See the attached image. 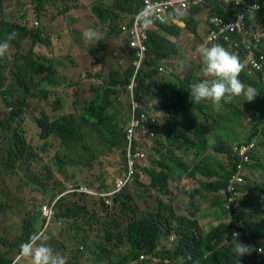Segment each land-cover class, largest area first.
I'll list each match as a JSON object with an SVG mask.
<instances>
[{"label": "rangeland", "instance_id": "obj_1", "mask_svg": "<svg viewBox=\"0 0 264 264\" xmlns=\"http://www.w3.org/2000/svg\"><path fill=\"white\" fill-rule=\"evenodd\" d=\"M108 1L113 3V0ZM95 4V0L90 1L89 16L93 20L88 27L98 28L104 33L103 40L108 45V52H112L109 58L106 57L108 52H105L104 49L96 50L101 45L102 40L86 42L82 38L83 31L72 26L69 8H65L64 11L61 7L54 10L50 8L45 10L46 15L41 13V15L36 16L37 3L33 0H15L6 6L5 13L6 15L9 14L7 16L12 22L21 24L24 19H27L29 23L30 21L34 23L36 19H39V28L45 29L43 40L37 42L36 45L35 53L37 56L34 57L36 59L34 63L26 67L25 61L18 57V49L19 52L28 53L32 47V41L27 40L23 44L21 43L18 49L11 41H8L9 50L2 57L4 64L0 69V77L4 79V84L0 87V121L8 127V130L0 128V254H4L8 258L16 259L20 256V245L27 242L30 237L29 234L37 231L40 225V223H33V221H29V224L26 217H21V214L28 213L35 221L36 213L40 212L42 206L46 205L47 199L50 198L48 197L49 192L56 194L59 190L61 192L63 188L67 190L71 185H87L91 189L97 190L96 187H102L104 184L106 186L111 185L126 172V145L124 146V142L119 138L110 142L113 139V135L109 132L112 125L106 126L103 131H98L93 126L92 116L83 111L85 105L92 102L93 99H97L96 105L101 104L102 99H98L96 96L97 88L105 86L103 81L108 83V74L112 68L122 72L123 69L125 71L131 65L128 51L124 52L122 49H118V44L124 45L127 39L118 37L120 40H116L114 45L113 42L111 46L108 44L115 39V37L110 36L111 21L103 24L94 15L92 8ZM213 5H216L215 2ZM225 8H228L227 4ZM132 9L134 10V0H128L126 6L122 4L112 8V17L118 18L116 21L118 29L121 24L130 20ZM211 9L212 4L208 3L190 15L187 20L184 18L187 15L174 21L170 20L168 22L170 27L177 26L181 22L178 25L179 33L162 32L169 42L162 43V47L157 46L158 52H152V56L154 60L163 59V61L160 63L158 74L153 73L150 77V85L139 94L144 106L148 110L152 106L151 111L155 115L158 112L169 113L168 108L172 107L171 103L175 100L173 91L176 85L180 83L182 75H185L190 67L193 70L188 73L201 75L204 79L200 70L202 62L196 55L195 49L200 44L213 45L207 42ZM58 11L67 13L70 16L69 19H62L61 16L64 14H59ZM262 11L257 16L252 15L249 18V23L251 33L254 37L261 38L262 48H264V13ZM160 42V38L155 37L151 47ZM222 46L240 58L244 69L240 73L239 79L246 87L251 86L257 89L259 95L252 102L245 101V98L240 96L227 104L223 101L219 104L202 101L192 105L190 109L203 124H206L208 116L211 117L210 112L214 113L216 116H214V121H208L209 126L213 122L212 126L221 121L229 124L228 119H220L221 113L228 111L240 126L235 125L236 131L232 129L226 132L222 129L213 131L212 139H216L217 136L223 138L226 135L229 142L245 141L255 132L254 128H256L258 117L264 109L262 100L264 87L260 75L250 72L245 61L246 55L242 50L237 49L236 52L229 46ZM117 49L119 50L118 53ZM113 53L117 54L118 58L113 57ZM95 54L98 55L99 59L104 58L106 60L105 63L102 62L103 65H96L97 68L90 67L91 56L93 58ZM182 58L189 61V66L183 70L178 64V60ZM76 59L77 62H74ZM102 68L103 70L100 71ZM75 71L80 76L76 83H74L76 81ZM96 71L104 73L102 75L104 78L96 79L92 74ZM25 73L34 75L33 78L31 75L27 76V79L30 82L34 81L38 87L33 88L30 95L28 92L27 100L23 102L19 96H24L25 88L18 86L20 85L19 79ZM90 74L92 75L90 76ZM79 78L82 80L81 82H78ZM125 87L120 89V93L112 94L113 104L107 114V119L111 118L110 121L114 116L121 118L120 127L122 128H115L116 132L119 133L124 131L123 127L129 120L131 103L133 105L130 93L128 94L129 88L128 86ZM65 115L72 119L74 116L75 120L73 119V121L78 125V129L83 132L89 148L88 151H85L79 143H74L69 147L57 133L48 138L41 136V128L38 126L37 118L59 119ZM172 126L171 123L169 127L172 128ZM20 138L22 145H19ZM259 152L263 153L262 148ZM150 157L156 158L153 151ZM222 157L225 156L222 155ZM13 165L16 169L12 168ZM157 197V193L147 188V184H136L125 190L120 198L122 203L120 205L114 204L116 206L111 210V208L102 207L101 204L86 196L68 195L67 200H63L64 203L57 206V214L63 209L70 217L77 212L89 209V212L95 216V220L99 221V225H95L94 232L81 233L79 236L66 230L64 225L54 227L51 229V233H48L47 244L53 248L54 252H66L68 261L72 264H76L77 259L82 264H89L97 259L98 255L101 258L108 256L104 252L99 254L95 248V243L108 235L111 242L106 245L113 260L117 261L126 255L131 256L128 240L125 239L120 242L116 239V231L110 229L109 224L117 225V229L127 237L124 229L128 228L130 224L133 208L137 213L151 214L155 211ZM209 220L206 219V221ZM25 221L26 224H24ZM208 226L210 229L212 228V225ZM255 230L256 228L251 229V231ZM248 232L250 233L249 230ZM161 233L158 237L162 239L161 249H156L153 255L145 254L141 256L140 261L133 260L130 264H144L147 261H151V264H165L163 258L172 256L178 245V240L175 235L165 236L164 233L162 235ZM24 259L29 260L25 257ZM180 259L181 262H184V259Z\"/></svg>", "mask_w": 264, "mask_h": 264}, {"label": "trees", "instance_id": "obj_2", "mask_svg": "<svg viewBox=\"0 0 264 264\" xmlns=\"http://www.w3.org/2000/svg\"><path fill=\"white\" fill-rule=\"evenodd\" d=\"M3 1L4 0H0V43L7 40V36L12 30H16L19 33L16 39L11 40V43L14 44V46L17 49L20 47L21 43L23 44L27 40L32 41V47L30 48L28 53L19 52L18 49V57L19 59H23L25 61V66L27 67L28 65L34 63L36 60L34 58L35 56H37V54L35 53V47L37 45V42L43 40V37L45 35V29L42 30L41 28H39V22H38L39 19H36L34 23H32V21H30L29 23L27 19H24L21 24L15 23V21L10 22L8 20H5L6 16L4 14L6 12V7L2 4ZM33 1L37 3L36 13H35L36 16L41 15V13H45V10L50 8L54 10L55 8L61 7L62 11H64L65 8H69L70 9L69 13L70 16L72 17L71 19L73 22L72 26L78 28L79 30H85L89 28L88 27L89 23L91 22V20H93V18L89 16L90 11L88 9L91 0H33ZM95 1L96 4L92 8L94 15L98 17L103 24H107L108 21H111L109 26L110 36L115 37V39L109 42L108 44H110L111 46L113 42L114 45L116 40H120L118 38L120 36L127 37L123 33V28L132 27L134 17L138 13L141 7L140 0H134V10L132 9V14L129 13L131 14L130 20L124 24H121L119 29L116 26V21L118 20V18L114 19L111 15V11L113 7H118L122 4L123 6H126L128 0H113V3L109 2L108 0H95ZM259 1L264 3V0H259ZM209 3L213 4L211 1H209ZM215 4L216 5H212V9H211L213 12H217L223 17L232 18V15L226 13L221 4H218L216 2ZM62 11L61 12L58 11V13L61 14ZM196 11L197 10H193L192 12H190L188 18ZM46 14L47 13H45V15ZM62 14H64V16H61L62 19L63 18L69 19L70 16H68L67 13H62ZM35 23H38V26H36ZM179 30H180L179 26L170 27L166 23H160L158 25L157 30L150 33L149 40L147 42L145 41L147 50L144 53L145 55L143 56L144 59L142 58L141 66L137 70L136 74H135L136 63L140 58L138 55V47H131L129 45V40H127L124 45L121 43L118 44L120 50L122 49L124 52L128 51V57L131 60V65L125 71L123 69L122 72H119L116 68H112L108 74L109 77L108 83L103 81V84L105 83V86H101L97 88L98 92L96 96L98 99L99 98L102 99L101 104L96 105L95 103L97 99H93L92 102L86 104L85 108L83 109L84 112L92 116L93 126L96 127L98 131H103V129H105L106 126L112 125V128H109V132L113 135L112 136L113 139H111L110 142H113L114 139L117 138H119V140L124 142V146L126 145V150H125L126 171L128 164L127 161L128 139L126 133H127L128 123L130 122L131 115L133 114V108L131 103V112L128 123L126 124V126L123 127L124 131L120 133L116 132L115 128H122L120 127L121 118L114 116L112 121H110L111 118L107 119L108 110L113 104L112 94H118L120 93L121 88L128 86L129 91L128 89L127 91L128 94L130 93V99H131L132 95H131L130 85L132 82V78L135 77L136 85L134 87V92H135L134 99H136L140 104H142L141 102L142 98L139 96V94L144 92L145 87L150 85L151 82L150 77L153 75V73L158 74L160 63L163 61V59L154 60L152 56V52H158L157 46L162 47V43L169 42L168 39L165 37L164 33H172V32L179 33L178 32ZM155 37L160 38L161 42L156 43L153 47H151L152 41L155 39ZM100 49H104L105 52H108V45L105 40H102L101 45H99L96 48V50H100ZM110 55H112V52L106 53V57L109 58ZM100 56H103V54H100ZM113 57L118 58L117 54L114 53H113ZM39 58H42V56H39ZM91 59L92 60L90 67L93 66L97 68L96 65H103L102 62L104 61L106 62L104 58L99 59L97 54H95L93 58L91 56ZM157 61L158 64H156ZM0 69H2L1 66ZM101 70H103V68L100 69V71ZM191 70H193L192 67H190L187 70L185 75L184 74L182 75L180 83L176 85L173 91V98H175V100L172 101L171 103L172 107L168 108L169 113L172 116L170 120L173 126L179 123L182 125L181 128L178 129L172 128V130L176 131V134L173 135L174 138L173 143H178L179 147H183L184 145H187L186 148L188 149L194 148L199 145L194 144L195 142L194 139L191 141L188 139L187 131L191 133L195 132L196 138H199L197 134L201 130L200 128H204V126L201 127L195 121L194 118H196L197 115L194 114L190 108L192 105H195L196 103L192 104L189 99L190 86L193 83L201 82L203 78L201 77V75H197L195 73H188ZM100 71H96L95 73L92 72L93 76L96 77V79L104 78V76H102L104 73H101ZM92 74H90V76ZM29 75H31L32 78L34 76L32 74L25 73L19 79L20 85L18 87L25 88L24 96L23 95L19 96V99L23 102H26L28 92L30 95L32 89L38 87V85L34 81L30 82L27 79V76ZM123 76H125V78H123ZM78 77L80 76L79 74L77 75V71H75L76 81L74 83L77 82ZM81 81L82 80L79 78L78 82ZM3 84H4V79L0 77V87H2ZM72 87L74 88L75 86ZM262 100L264 103V94H262ZM146 110L148 111V109ZM258 118L259 119L255 127H257L260 124V122L264 119V109L261 111V115ZM73 119L70 116L65 115L59 119H49L47 117H44V118H37L36 120L38 121V126L41 128V136L43 138H48L51 135L57 133L62 137L64 143L67 144L69 147H71V145L74 143H79L81 144V146L85 151H88L89 148L84 139V134L82 131H80V129H78V125L76 124L75 121H73ZM153 126L157 131V135L154 134V136L151 137L150 131L143 132V130H140L138 131V135H140V137L134 140L133 145H134V151H139L141 149L148 150L147 159H146V163H147L146 171L149 177V184L147 188L155 191L158 195L155 211L151 214L146 215L144 212L137 213L135 208H133V215L130 216V224L128 228L126 227L124 229L127 237H125L117 229V225H114L113 223L109 224V228L116 231L115 233L116 239H118L120 242L124 241L125 239L128 240V242L130 243L131 256L126 255L122 259H119L117 261L113 260L110 256L108 247L106 245V244H110L111 241L108 235H106V237L100 238L99 241L95 243V248L97 249V252L99 254L101 252H104L107 253L109 257L105 256L101 258V256L98 255V258L91 261L89 264H130L133 260L140 261L141 256L145 254L153 255L156 249L157 250L161 249L160 246L162 243L161 241L162 239L158 238L160 232L164 233L165 236L175 235V238L178 240V245L175 249V252L172 254V256H170V258L172 259L175 258L178 259L174 261V264H194L195 262L197 264H239L238 258L234 255L232 251L234 244V242L232 241L233 232H240L241 235L239 239L242 243L250 245L254 249V242H255L264 249V229H262L264 227V211L262 212L260 217H256L255 221H247L244 212H240L239 215L238 212L237 213L233 212L232 213L233 221L231 222V224L226 225L221 223L213 230L209 231L208 233L202 230L198 221L191 220L190 218H185L181 215H178L175 212L173 204L176 203V199H174L171 195H169L170 196L169 200H166L165 198L167 193L170 191L169 183L174 176L173 175L174 169H172L171 166L169 167L167 163L171 162L172 165L175 164L178 168L181 167L180 168L181 170L178 171L180 175L184 176L186 174L184 173L185 171H183V167H182L183 164L181 163L182 156L178 155L177 149L170 148L167 149V153L161 156V159L159 157L157 159L154 157H150L149 155L150 151H155V149L157 150L158 148L162 149L161 145L159 144L160 141L158 140L160 136L159 125L156 126V123H153ZM0 128L8 130V127L1 121H0ZM206 132L207 131H205V133L202 134V136L205 138L207 136ZM118 134L120 135L119 137L117 136ZM142 136L145 137L144 140H142ZM251 137L249 139H251ZM21 141L22 139L20 138L19 145H22ZM141 141H144V145L143 143H141ZM201 144L204 146V149L196 150L198 151L196 153L197 158H199L201 155L206 154V149L208 145L207 141L203 140ZM262 145L264 146V142ZM226 150L228 156L230 157L231 149L228 146H226ZM186 167L187 170L188 168L191 167L193 172H197L199 170V168L196 167L195 165H187ZM12 168L16 169L15 165H13ZM125 173L122 176H124ZM229 173H230L229 171L226 172L227 178L229 177ZM116 180L111 185L108 184L106 186L104 184L102 187L100 186L96 187L97 189L96 191L98 192L109 191L111 188H113ZM136 184L142 185L141 182H136ZM81 186L83 185H76L74 187L79 188ZM209 188L216 192L224 190L226 188V178L225 179L219 178L218 183H215L214 186ZM67 190H64L63 188L61 192L59 190L58 192H56V194H54L53 192L51 193L49 192L48 197L50 198L47 199V204L42 206L40 212L36 213L35 221L30 217L28 213L25 215L21 214V217H26L28 223L29 221H33V223L34 222L40 223L37 231L44 230L46 231L47 235L49 232L51 233L52 228L61 227L58 225L59 223H62L66 230L72 231V234H75L77 236H79V234L81 233L86 234L88 232H94L95 225H99V221L95 220V216L89 212V209H86L81 212H77L75 215L73 214L70 217L69 214L65 213L63 209L59 211L60 212L59 214H57V206H61V204L64 203L63 200H67L68 195H73V196L77 195V193H68L65 196H62V194ZM121 196L122 195H119L114 199V204L120 205L122 203L120 201ZM80 197H85V195H80ZM90 199H93V201L98 202L99 204H101L102 207L105 206L104 202L100 199H95L92 197ZM56 200H58L56 203V216L52 220V223L46 226L47 218L44 216L43 208L53 203ZM124 205L125 204L123 203V206ZM115 206L116 205H114L111 208V210L115 208ZM105 210H110V209H105ZM232 211H228L225 209L226 213H230ZM240 219L244 220V222H242L239 226L238 222L240 221ZM106 223L108 224V222ZM24 224H26V221L24 222ZM253 228H256V230L251 231V229ZM246 229L250 231L251 238H249L246 235V231H245ZM32 234H29V236H31ZM54 246L57 247V245ZM58 252L60 253V251ZM60 254L66 258L67 264H72L71 262L68 261L66 252ZM180 258L184 259V262H181ZM166 259H169V257L163 258V262L165 264H166ZM14 260L15 258H11V257L8 258L4 254H0V264H12ZM197 260L200 261L197 262ZM79 261L80 260L77 259L76 264H82ZM144 264H151V261H147ZM240 264H256L254 251L248 257L247 255L241 257Z\"/></svg>", "mask_w": 264, "mask_h": 264}, {"label": "built area", "instance_id": "obj_3", "mask_svg": "<svg viewBox=\"0 0 264 264\" xmlns=\"http://www.w3.org/2000/svg\"><path fill=\"white\" fill-rule=\"evenodd\" d=\"M208 0H141V7L134 17L131 28L124 27L123 33L129 37V45L131 47H138L139 59L136 63L137 70L140 68L142 58L147 46L145 41L149 40L150 32L156 31L160 23H167L170 20L174 21L179 17L188 15V13L195 8L204 6ZM231 4L228 9L232 14V18L222 17L218 14H213L210 18V31L208 35V42L212 44L223 43L235 49H240L249 57V65L257 72L264 73V52L257 55L254 52L256 42L248 36L246 30V21L248 16L255 14L261 9V5L257 2L247 4L245 0H226ZM259 5L258 9L255 5ZM143 17H147L152 22L145 24ZM38 26V23H35ZM260 42V39H257ZM3 58H0V66H3ZM135 78L132 79L130 90L133 101V114L127 127V171L123 177L117 178L113 188L109 191L98 192L91 189L87 185L79 188L69 186L67 193H77L100 199L104 202L107 208L114 206V199L121 195L129 186L134 184L136 178L140 182H146L147 176V153L148 150L141 149L134 151V140L138 139V131H150L151 137L155 134L153 123L154 118H150L149 112L143 109L141 104L134 99ZM145 137L142 136V140ZM264 139V124L259 128L254 138L248 143L236 144L233 146L234 162L236 169L230 176L225 189V209L228 211H237L241 205L242 200L246 201L244 196V186L246 183L245 170L247 165L252 160V153L257 148L259 142ZM144 145V141H141ZM56 201L43 208L44 216L47 218V224L52 223L56 216ZM232 211V212H233ZM59 226L62 223L58 224ZM259 255L261 254L260 251ZM259 264H262V259H259ZM13 264H31V261L24 259L21 255L18 256ZM166 264H172L170 259H166Z\"/></svg>", "mask_w": 264, "mask_h": 264}, {"label": "clouds", "instance_id": "obj_4", "mask_svg": "<svg viewBox=\"0 0 264 264\" xmlns=\"http://www.w3.org/2000/svg\"><path fill=\"white\" fill-rule=\"evenodd\" d=\"M209 1H211L212 3L216 2V3L221 4V5L223 4L222 6H223L225 12L231 14L230 10L228 8H225L226 4H231V3L227 2L226 0H208L207 4L209 3ZM245 1L247 4H253L254 2H257L261 5V9L253 15H255V16L259 15L261 10H263L262 13H264V3L263 2H261L259 0H245ZM140 2H141V0H140ZM204 6H200L198 8L192 9L190 12H192L193 10H198ZM254 7L258 9L259 5L257 4ZM190 12L188 13V15L190 14ZM213 14H218V13L212 11L211 16ZM188 15H187V17H184V18L187 19ZM218 15H220V14H218ZM251 16L252 15L248 16V18H247L246 30H247L248 36L251 37L252 39H254V41L256 42V45L254 47V52L257 55L260 52H264V48H262L263 42H262L261 38L254 37L250 31L251 26L249 23V18ZM143 20H144L145 24H150L152 22L147 17H143ZM179 23H181V22H179ZM179 23H178V25H179ZM166 24H168V22ZM209 26H210V22H209ZM209 31H210V27L208 28V35H209ZM18 35H19V33L16 30H12L8 34L7 40L3 43H0V58L4 57L9 50L8 41L16 39L18 37ZM120 37L129 40L128 37H124V36H120ZM82 38L86 42H90V41L99 42V41L104 39V33L101 30H99L98 28L89 27L83 31ZM207 38H208V36H207ZM257 39H260V42H257ZM207 42H208V40H207ZM220 44L224 45L223 43H216V44H213L211 46H207L205 44H200L195 49L196 55H198V57L200 58V60L202 62V66H201L200 70H201V73H202V76L204 77V79H202L201 82L193 83L190 86L189 99H190L191 103L192 104L193 103L198 104L202 101H210L214 104H219L223 101L224 103L227 104V103H231L234 98L240 97V96H243L245 98V101L252 102L257 97V95H259V91L255 88L251 87V86L246 87L245 84L241 82V80L239 79V75L243 71L244 65L242 64L240 58L236 54L231 53L230 51H228L225 47H223ZM225 46H227V45H225ZM229 47L235 51L237 50L231 46H229ZM245 55H246L245 61L247 62L248 67L251 68V66L249 65V57L247 56L246 53H245ZM178 64H179L180 69L183 70L185 67L189 66V61L186 58H182V59L178 60ZM136 68H137V65H136ZM136 68H135V74H136ZM253 71H255V70H253ZM255 73L260 75L261 80H262V84L264 86V73L263 72H257V71H255ZM133 78H135V77H133ZM134 94H135V92H134ZM131 100H132V97H131ZM141 106L143 107V109H147V107L144 106L143 102H142ZM151 107H150V110H148V112H149L151 118L155 119L154 123H156V126H157L158 125V123H157L158 117H157V115H156L157 118L155 117V114L151 111ZM131 117H132V115H131ZM195 121H196V119H195ZM263 124H264V120L262 122H260V124L256 127L255 132L252 134L251 139L245 140V141H237V142H235L234 145L250 142L254 138L255 134L257 133V131L259 130V128ZM202 126H204V128H206L207 130L209 129V127H207V125L206 126L202 125ZM155 134L157 135L156 129H155ZM263 142H264V139L259 142L257 148L252 153L251 162L246 167L247 168L245 170L246 183L244 186V193H245L244 196L246 198V201L242 200L241 207L237 211H233L235 213L238 212V215L241 212V210L244 207L248 206L252 201V197L247 194V192L249 190V182H248V178H247V172H248L249 168L251 167V165L254 163L255 157L258 154L260 148L262 147ZM234 145H232V147L230 146V149H231V156L230 157L228 156V153H227V156L229 158V165H230V168L228 169V171L230 173H229L228 178H227V174L225 175L226 185L228 183L230 176L234 173V171L236 169V164L234 162V153H233V146ZM151 153H152V151L149 152V155H151ZM153 153L155 154L156 159L158 157L161 159V156L163 154L167 153V150L157 149V150L153 151ZM205 160H206L205 158H201V157L197 158V156H196V161H194L192 165H195L196 167H198L199 168L198 171H205V169L207 168L206 171L209 174H213L212 169H210V166L206 165ZM147 176H148V174H147ZM121 177H123V176H121ZM136 182H140V181H138V178L135 179L133 185H136ZM141 183L147 184V186H148L149 177L147 178L146 182H141ZM133 185H131V186H133ZM131 186H129V187H131ZM225 189L223 190L224 191V200H225ZM67 192H68V190L62 196H65L66 194H68ZM233 212L226 213L225 212V204H224V214L229 220V222L226 223V225L231 224V222L233 221V216H232ZM242 222H244V220L240 219V221L238 222L239 223L238 225L240 226V224ZM245 231H246V235L249 238H251V233L248 232V229H246ZM240 235H241L240 232H233V234H232V241L234 242L232 251H233L234 255L238 258L239 264H240V258L241 257H243L245 255H247V257H248L249 255L252 254L253 251L255 253V263L259 264L260 263L259 259L261 258L262 264H263V262H264V249L262 247H260V245H258L255 242H254V249L252 246L242 243L239 239ZM48 240H49V236L47 235L46 231L39 230V231L34 232L29 237L27 242L20 245V255L22 257L28 258L31 261V264H67L66 258L63 255H61L59 252H54L53 248L49 244H47ZM258 251L261 252L260 255H259ZM169 259L171 260V263L174 264V260L170 257H169Z\"/></svg>", "mask_w": 264, "mask_h": 264}, {"label": "crops", "instance_id": "obj_5", "mask_svg": "<svg viewBox=\"0 0 264 264\" xmlns=\"http://www.w3.org/2000/svg\"><path fill=\"white\" fill-rule=\"evenodd\" d=\"M14 1L15 0H4L2 4L6 7ZM4 15H6V13ZM7 15L5 17V20L12 22V20L8 18ZM36 48L37 46L35 47V49ZM118 49L120 50L119 46ZM118 49L117 53L119 52ZM74 62H77V59ZM249 70L251 73L255 72L251 68H249ZM210 114L211 117H208L206 119V124H203L201 120L195 118L201 127L202 125H207V127H209L208 130L206 128H200L201 130L197 134L199 138H196L195 132L191 133L187 131L188 139L190 141L194 139V144L199 145L190 149L186 148L187 145L179 147L178 143H173V135L176 134V131L172 130V128L178 129L181 128L182 125L179 123L175 124V126H172V128H170L169 125L172 123L170 120V118L172 117L170 113L158 112V118L155 115V117L158 119V125L160 128V136L158 140L160 141L159 144L161 145V148L164 150L170 148L177 149L178 155L182 156L181 163L183 164V171H185L184 173L186 174L184 176L180 175L178 170H181V167L178 168L175 164L172 165L171 162L167 163L169 167L171 166V168L174 169V176L169 183L170 191L167 193L165 198L166 200H169V195H171L174 199H176V203L173 204L175 212L185 218H190L191 220L198 221L200 227L206 233H208L210 230L217 227L221 223L226 224L229 222L228 218L223 213L225 204L224 191L221 190L219 192H216L214 190H211L209 187H212L215 183H218L219 178L225 179L226 172H228V169L230 168L229 158L226 152V146L230 148L233 143L237 142L236 140L233 142H229L226 135H224L223 138L217 136L216 139H212V132L218 129H222L224 132L231 129L235 130V125L238 123L234 121L228 111H225L221 113L220 119H228L229 124L223 123L221 121L220 123H217L214 126H212L213 124L211 123V126H209L208 121H214V116H216L212 112H210ZM237 126H240V124H237ZM205 131H207L206 138L202 136ZM203 140H206L208 145L206 149V154L201 155L200 157L206 159L205 163L206 165L210 166V169H212L213 174H209L206 171L207 168L205 169V171L193 172L191 167L188 168V170L186 167L187 165H192L193 162L196 161V153L198 152L196 150L204 149V146L201 144ZM263 147L264 146L262 145L261 148L263 150V153L258 152L255 157L254 163L251 165L247 172V178L249 182V190L247 194L252 197V201L248 206L244 207L241 210V212H244L247 221H255L256 217H260L262 212L264 211ZM222 155H224L225 157H222ZM206 219L210 220L206 221ZM208 225H212V228L210 229ZM262 229H264V227Z\"/></svg>", "mask_w": 264, "mask_h": 264}]
</instances>
